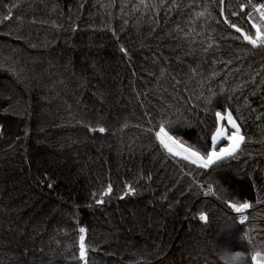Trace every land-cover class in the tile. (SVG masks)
I'll return each instance as SVG.
<instances>
[{"label": "trees", "instance_id": "obj_1", "mask_svg": "<svg viewBox=\"0 0 264 264\" xmlns=\"http://www.w3.org/2000/svg\"><path fill=\"white\" fill-rule=\"evenodd\" d=\"M245 2L221 14L219 0H0V264H83L82 226L88 264H226L234 252L252 264L264 245V49L230 26L254 34L251 9L231 15ZM216 111L246 140L208 169L155 138L170 121L210 149ZM229 200L252 204L243 223Z\"/></svg>", "mask_w": 264, "mask_h": 264}, {"label": "snow or ice", "instance_id": "obj_2", "mask_svg": "<svg viewBox=\"0 0 264 264\" xmlns=\"http://www.w3.org/2000/svg\"><path fill=\"white\" fill-rule=\"evenodd\" d=\"M163 2V0H161ZM143 3V0H141ZM225 0H219L220 12L224 14L225 12ZM147 7V5H145ZM156 4H153L152 7H156ZM210 5L206 4L205 11H207ZM232 5H228L230 10ZM238 9L241 11L232 12L233 16H242L246 9H251L247 12V19L251 23V28L254 30V34L246 31L243 27L238 26L236 23H230L231 28L236 29L242 34V39L247 41L253 48L264 49V2L254 3L253 0H246L245 3H238ZM205 13H197L199 16H203ZM208 15L211 16L212 13L208 12ZM228 16H225V20L228 21ZM122 51L126 52V49ZM215 120L217 122V127L211 135V148H205L200 150L196 146L188 145L186 142L180 140L176 136L172 135L170 132L171 122L170 121H161L158 125V130L155 131V138L159 141L160 145L167 151V153L174 157H179L182 160H185L193 165H196L198 168L208 169L210 166L215 165L217 162L223 161L225 159L236 156L241 150V146L245 143V136L242 134L240 124L237 122V119L234 117L231 111L222 113L221 111H216L214 113ZM227 121V124L231 126L230 131L225 128L222 121ZM100 132H104L103 127L99 128ZM226 140L224 146L219 147V141ZM217 147L219 150L217 151ZM128 192H134L135 189L131 185H126ZM113 191V186L108 184L104 191L101 193L102 196L109 195ZM211 191V189H210ZM102 203L103 201H97ZM228 207L235 213L240 215L241 223L247 220V216L243 213L252 207V204L248 201H243L240 203L228 201ZM200 219L207 221L208 216L204 212L199 213ZM86 227H80L79 232V260L83 261V264H88V251L90 250L86 244ZM245 237H248V234L245 233ZM249 246H251V241L249 239ZM231 262L234 264L236 260L244 256L243 252H234L231 253ZM225 259L227 257L225 256ZM252 264H264V253L259 251L253 252L251 254Z\"/></svg>", "mask_w": 264, "mask_h": 264}, {"label": "clouds", "instance_id": "obj_3", "mask_svg": "<svg viewBox=\"0 0 264 264\" xmlns=\"http://www.w3.org/2000/svg\"><path fill=\"white\" fill-rule=\"evenodd\" d=\"M256 251H259L261 253H264V245H261L259 248H254L253 251L251 252V254L253 252H256ZM230 254L231 253H226V257H227L226 264H230V262H231V255ZM251 254H250V256H251ZM234 264H247V259H246L245 256H242L238 260H236L234 262Z\"/></svg>", "mask_w": 264, "mask_h": 264}, {"label": "rangeland", "instance_id": "obj_4", "mask_svg": "<svg viewBox=\"0 0 264 264\" xmlns=\"http://www.w3.org/2000/svg\"><path fill=\"white\" fill-rule=\"evenodd\" d=\"M225 113H226V112H225ZM221 123H223V125L225 126V128L228 129V130L230 131L231 126L227 124V121H226V120H225V121H222ZM222 146H224V145H222ZM222 146H221V147H222ZM218 150H219V148H217V151H218ZM231 211H232V210H231ZM248 211H249V209L246 210V215H247ZM232 212H233V211H232ZM234 214H235V213H234ZM239 220H240V218H239Z\"/></svg>", "mask_w": 264, "mask_h": 264}, {"label": "built area", "instance_id": "obj_5", "mask_svg": "<svg viewBox=\"0 0 264 264\" xmlns=\"http://www.w3.org/2000/svg\"><path fill=\"white\" fill-rule=\"evenodd\" d=\"M204 195H206V196H210V195H211V191H206V192L204 193ZM233 213H235V212L233 211ZM235 214L238 215V217L240 218V215H239V214H237V213H235ZM243 215L247 216V215H246V211L243 213ZM240 221H241V219H240Z\"/></svg>", "mask_w": 264, "mask_h": 264}, {"label": "crops", "instance_id": "obj_6", "mask_svg": "<svg viewBox=\"0 0 264 264\" xmlns=\"http://www.w3.org/2000/svg\"><path fill=\"white\" fill-rule=\"evenodd\" d=\"M220 142V141H219Z\"/></svg>", "mask_w": 264, "mask_h": 264}]
</instances>
